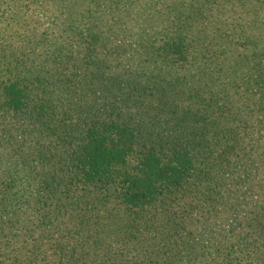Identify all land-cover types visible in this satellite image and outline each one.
<instances>
[{"label": "trees", "instance_id": "obj_1", "mask_svg": "<svg viewBox=\"0 0 264 264\" xmlns=\"http://www.w3.org/2000/svg\"><path fill=\"white\" fill-rule=\"evenodd\" d=\"M0 264H264V0H0Z\"/></svg>", "mask_w": 264, "mask_h": 264}]
</instances>
